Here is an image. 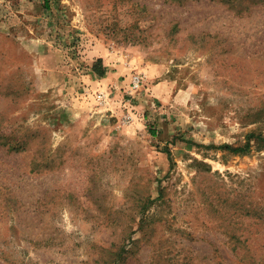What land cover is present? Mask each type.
Masks as SVG:
<instances>
[{"label":"rangeland","instance_id":"1","mask_svg":"<svg viewBox=\"0 0 264 264\" xmlns=\"http://www.w3.org/2000/svg\"><path fill=\"white\" fill-rule=\"evenodd\" d=\"M0 264H264V0H0Z\"/></svg>","mask_w":264,"mask_h":264},{"label":"built area","instance_id":"2","mask_svg":"<svg viewBox=\"0 0 264 264\" xmlns=\"http://www.w3.org/2000/svg\"><path fill=\"white\" fill-rule=\"evenodd\" d=\"M134 83H135V87L140 86V84H141V78L140 77H136L135 80H134Z\"/></svg>","mask_w":264,"mask_h":264},{"label":"trees","instance_id":"3","mask_svg":"<svg viewBox=\"0 0 264 264\" xmlns=\"http://www.w3.org/2000/svg\"><path fill=\"white\" fill-rule=\"evenodd\" d=\"M99 61V60H98ZM101 61V60H100ZM95 70H96V72L98 73V74H103V70L102 69H100V68H95Z\"/></svg>","mask_w":264,"mask_h":264}]
</instances>
